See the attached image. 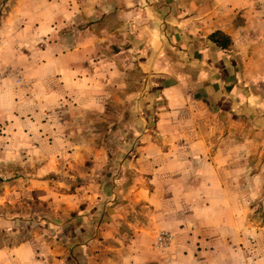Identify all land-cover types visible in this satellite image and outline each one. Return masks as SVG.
<instances>
[{"label": "rangeland", "instance_id": "obj_1", "mask_svg": "<svg viewBox=\"0 0 264 264\" xmlns=\"http://www.w3.org/2000/svg\"><path fill=\"white\" fill-rule=\"evenodd\" d=\"M138 2L0 0V248L33 242L39 254L51 253L58 236L68 241L81 234L79 221L89 213L97 223L116 218L110 236H132V222L154 225L142 232L153 242L141 246L157 264H264V133L258 129L235 132L238 141L249 136L262 146L238 153L237 183L253 196L228 239L212 243L209 234L205 243H183L188 231L175 233L167 220L152 217L163 213L155 207L165 197L135 195L141 184L154 186L140 178L147 174L134 159L143 129L157 116L141 96L135 22L117 13L141 8ZM253 15L263 25L264 0H257ZM84 144L89 158L76 162L74 152ZM150 202L158 212L145 207ZM162 231L172 241L157 247ZM49 257L48 264L58 262Z\"/></svg>", "mask_w": 264, "mask_h": 264}, {"label": "crops", "instance_id": "obj_2", "mask_svg": "<svg viewBox=\"0 0 264 264\" xmlns=\"http://www.w3.org/2000/svg\"><path fill=\"white\" fill-rule=\"evenodd\" d=\"M137 1L141 8L117 14L135 22L141 96L157 117L143 129L134 159L147 174L140 178L154 186L141 184L135 195L143 201L165 197L155 207L163 213L157 214L152 202L144 205L155 211L153 218L168 221L166 229L194 234L181 235L183 243H205L209 234L210 242L219 243L221 235L235 234L238 211L252 201L253 189L242 190L237 183L238 153L262 146L249 136L238 141L235 134L238 126L264 133V23L253 15L257 0ZM84 146L90 145L77 146L76 162L88 160ZM115 220L97 223L86 213L79 221L81 234L68 241L58 236L51 253L39 254L33 242L4 246L0 264H48L49 254L56 264H65V258L68 264H157L151 249L141 246L153 242L142 232L154 231V225L132 222V236H110ZM201 227L209 229L207 235H199Z\"/></svg>", "mask_w": 264, "mask_h": 264}, {"label": "built area", "instance_id": "obj_3", "mask_svg": "<svg viewBox=\"0 0 264 264\" xmlns=\"http://www.w3.org/2000/svg\"><path fill=\"white\" fill-rule=\"evenodd\" d=\"M172 241V235L167 231H162L157 237H156V246L157 247H165L169 245Z\"/></svg>", "mask_w": 264, "mask_h": 264}]
</instances>
